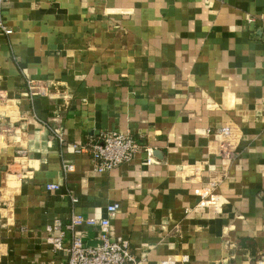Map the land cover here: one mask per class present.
I'll use <instances>...</instances> for the list:
<instances>
[{
    "label": "crops",
    "instance_id": "crops-1",
    "mask_svg": "<svg viewBox=\"0 0 264 264\" xmlns=\"http://www.w3.org/2000/svg\"><path fill=\"white\" fill-rule=\"evenodd\" d=\"M0 16V264H63L47 227L110 204L140 264L264 258V0H12ZM111 131L142 150L98 174L89 149Z\"/></svg>",
    "mask_w": 264,
    "mask_h": 264
},
{
    "label": "built area",
    "instance_id": "built-area-1",
    "mask_svg": "<svg viewBox=\"0 0 264 264\" xmlns=\"http://www.w3.org/2000/svg\"><path fill=\"white\" fill-rule=\"evenodd\" d=\"M12 0H0V13ZM0 31L4 35H10L11 29H7L0 16ZM28 89L35 91L33 95L46 96L45 88H36L29 84ZM210 130L208 131V133ZM218 137H224L226 142L231 136L229 128H221ZM142 147L130 136H125L117 132H107L101 135L99 142L94 143L89 152L94 164V171L98 174L106 173L120 165L130 161L136 154L140 153ZM81 151V149H80ZM147 162L152 160V150L144 149ZM73 165L65 166L66 172L73 171ZM215 183L205 186L201 194V207L214 206ZM47 191H58V185H46ZM213 198V199H212ZM120 209L118 204H110L106 207V217L96 219L80 214H72L70 219L63 223L59 219L47 227L45 242L54 255H62L65 258L63 264H140L136 261L125 241L115 240L110 234V221ZM82 229H89L97 233L94 242L100 243L99 246H87L83 240ZM160 264H176L174 260H166ZM257 264H264L261 258Z\"/></svg>",
    "mask_w": 264,
    "mask_h": 264
},
{
    "label": "water",
    "instance_id": "water-1",
    "mask_svg": "<svg viewBox=\"0 0 264 264\" xmlns=\"http://www.w3.org/2000/svg\"><path fill=\"white\" fill-rule=\"evenodd\" d=\"M42 156H43V158H44V155H42ZM86 245H87V246H99L100 243H98V242H92V243H87Z\"/></svg>",
    "mask_w": 264,
    "mask_h": 264
}]
</instances>
